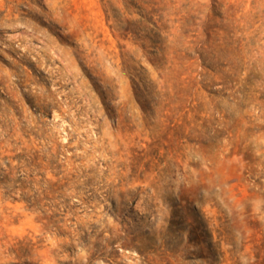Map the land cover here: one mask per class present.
<instances>
[{
  "label": "rangeland",
  "instance_id": "obj_1",
  "mask_svg": "<svg viewBox=\"0 0 264 264\" xmlns=\"http://www.w3.org/2000/svg\"><path fill=\"white\" fill-rule=\"evenodd\" d=\"M0 264H264V0H0Z\"/></svg>",
  "mask_w": 264,
  "mask_h": 264
}]
</instances>
